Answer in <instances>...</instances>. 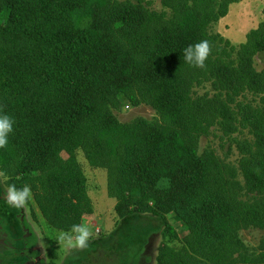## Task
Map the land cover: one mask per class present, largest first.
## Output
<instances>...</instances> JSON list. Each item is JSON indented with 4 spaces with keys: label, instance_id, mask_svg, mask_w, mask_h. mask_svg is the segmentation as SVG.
I'll return each instance as SVG.
<instances>
[{
    "label": "trees",
    "instance_id": "1",
    "mask_svg": "<svg viewBox=\"0 0 264 264\" xmlns=\"http://www.w3.org/2000/svg\"><path fill=\"white\" fill-rule=\"evenodd\" d=\"M239 1L161 0L156 11L147 0H0V114L13 121L0 149L3 187L28 186L45 222L69 231L93 211L80 152L105 170L118 223L148 215L177 241L158 247L157 264H264V241L253 251L239 235L264 229V66L254 65L264 6L237 47L210 31ZM202 40L205 66L185 63L182 50ZM204 83L211 93L198 94ZM140 103L159 118L113 113ZM215 124L249 134L235 141L243 184L213 150L199 152ZM13 240L0 264L22 255Z\"/></svg>",
    "mask_w": 264,
    "mask_h": 264
},
{
    "label": "rangeland",
    "instance_id": "2",
    "mask_svg": "<svg viewBox=\"0 0 264 264\" xmlns=\"http://www.w3.org/2000/svg\"><path fill=\"white\" fill-rule=\"evenodd\" d=\"M150 8L163 11L161 0H147ZM264 0H241L229 5L227 14L210 26V31L221 34L237 47L242 43L249 30L255 28L262 19L261 10ZM257 69L264 66V52L254 59ZM212 91L209 83L196 87L198 94ZM251 99V95H247ZM260 104L259 97H254ZM118 120L125 122L141 116L148 120H157L158 113L150 106L140 103L137 106L123 105L113 110ZM249 138L246 130L242 134L224 135L217 124L209 128L208 133L199 138V152L213 150L214 153L236 171L238 181L243 184V178L238 168L240 154L235 141ZM64 156L65 153L63 154ZM78 160L86 176L87 193L93 205L91 214L83 216L81 222H86L91 228L88 246L84 249L69 247L55 240L61 231L50 227L37 209L30 197L32 208L24 205L21 209L8 207L5 194L8 189L2 185L0 174V196L3 199L0 213V249L2 244H12L13 248L23 252L16 256L13 264H157V249L164 242L177 245V241L162 239L160 235L161 221L148 215H131L117 222L113 209L115 200L107 195L106 172L104 169L92 167L78 153ZM244 197V196H242ZM3 210L9 213L5 216ZM168 221L174 226L178 236L185 234L182 222L174 215H167ZM11 224V225H10ZM11 226V227H10ZM243 243L253 251L260 250L264 241V229L257 227L243 228L239 232Z\"/></svg>",
    "mask_w": 264,
    "mask_h": 264
},
{
    "label": "clouds",
    "instance_id": "3",
    "mask_svg": "<svg viewBox=\"0 0 264 264\" xmlns=\"http://www.w3.org/2000/svg\"><path fill=\"white\" fill-rule=\"evenodd\" d=\"M185 63L203 68L209 55L207 41H199L186 46L182 50ZM13 131V121L7 115L0 114V149H3L9 141V134ZM31 190L28 186L17 187L10 185L4 198L5 204L10 208L21 209L30 199ZM91 236V228L86 222L74 223L69 231L60 232L55 240L69 247L84 249L88 246Z\"/></svg>",
    "mask_w": 264,
    "mask_h": 264
}]
</instances>
